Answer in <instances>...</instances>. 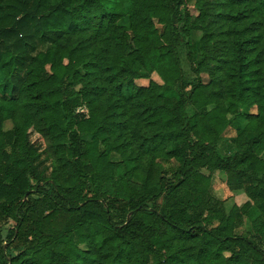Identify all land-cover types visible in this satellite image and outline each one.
I'll use <instances>...</instances> for the list:
<instances>
[{"label":"trees","instance_id":"obj_1","mask_svg":"<svg viewBox=\"0 0 264 264\" xmlns=\"http://www.w3.org/2000/svg\"><path fill=\"white\" fill-rule=\"evenodd\" d=\"M263 243L264 0H0V264H264Z\"/></svg>","mask_w":264,"mask_h":264},{"label":"rangeland","instance_id":"obj_2","mask_svg":"<svg viewBox=\"0 0 264 264\" xmlns=\"http://www.w3.org/2000/svg\"><path fill=\"white\" fill-rule=\"evenodd\" d=\"M191 13L193 15H196L195 10L191 9ZM120 23L127 26V20L126 19L120 20ZM191 36L194 40H199L202 37V32L195 30L192 32ZM181 67H182V71L186 77L192 76V74L188 70V66H187V62L185 60L184 54L181 57ZM211 69H212V71H215V67L213 64L211 65ZM149 80H153L155 82L161 83V79L156 73H152L147 79L136 80V83L140 84V85H147ZM244 110H246V109H244ZM74 112H80L83 115L87 114V111L83 107L77 108ZM239 121L240 122L235 127L228 130V132L224 136L223 140L221 141L219 149H220V152L222 154L232 153L233 146H234L233 140H234L235 135H236V128L242 127L245 123V121L242 118H240ZM2 125H3L4 129H8L12 126V122L10 120H4ZM38 136H40V135L34 134L33 139H38ZM82 138L85 141H88L91 139V135L90 134H84L82 136ZM99 151L104 152V153L109 152L110 151L109 145L104 144V143H100L99 144ZM112 158L114 160H119V156L116 153H112ZM211 188H212L213 196L215 198H217L219 200H221V199L225 200L224 203H225L226 209H229L234 204L241 205L246 200V196L243 195L242 193L232 194L229 191H227V189L224 185V175L221 172L214 173L213 178H212V182H211ZM14 224H15V218L10 217L7 221V224L5 225V230L8 228H11L12 226H14ZM249 229H250L249 221L246 219L244 222L243 231L248 232ZM5 232L6 231H3L2 233L4 234ZM262 248L264 249V243L262 244Z\"/></svg>","mask_w":264,"mask_h":264}]
</instances>
